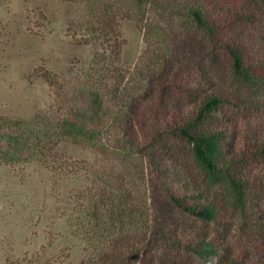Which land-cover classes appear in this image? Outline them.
I'll list each match as a JSON object with an SVG mask.
<instances>
[{
    "label": "rangeland",
    "instance_id": "1",
    "mask_svg": "<svg viewBox=\"0 0 264 264\" xmlns=\"http://www.w3.org/2000/svg\"><path fill=\"white\" fill-rule=\"evenodd\" d=\"M210 1L0 0V264H92L93 248L96 258L118 248L117 232L101 226L96 244L85 236L80 209L92 187L98 215L106 214L101 202L113 194L135 215L132 225H123L130 238L124 247L138 254L129 263L222 264L231 256L264 264V194L243 217L225 190H217L226 223L209 231L223 239L220 257L202 261L173 242L201 225L168 200L164 178L171 163L163 161L181 154L183 163L186 148L161 137L165 112L158 99L165 91L187 106L177 90L187 94L193 77L206 88L230 87L223 57L210 61L207 38L182 12ZM91 91L101 100L97 124L109 128L99 142L124 147L129 140L125 149L134 151L153 137L162 140L153 154L165 163L161 168L149 156L122 157L125 149L116 154L54 134L62 119L88 107L84 96ZM256 169L264 184V160Z\"/></svg>",
    "mask_w": 264,
    "mask_h": 264
},
{
    "label": "trees",
    "instance_id": "2",
    "mask_svg": "<svg viewBox=\"0 0 264 264\" xmlns=\"http://www.w3.org/2000/svg\"><path fill=\"white\" fill-rule=\"evenodd\" d=\"M134 1L138 4L154 2ZM212 1L215 0L184 6L182 12L207 38L211 46L210 61L214 63L217 55L223 57L228 67L230 87L225 90L214 85L206 88L193 77L188 82L190 92L186 94L182 93L181 88L177 90L184 99L189 100L187 106L176 99L170 101L165 91L158 99L164 109L158 108L165 112L161 137L174 139L186 148L183 163L178 158L181 154L175 162L168 159L163 161L171 163L165 168L170 175L164 178L168 200L180 213L201 225L200 228L189 227L173 242L202 261L220 257L226 252L219 245L222 237L209 231L212 224L223 226L226 223L224 215L227 207L217 190H225L232 206L243 217L246 210L258 206L257 201L262 199L260 194H264V184L256 169L264 160V117L262 123L256 119L264 113V0H237V5L225 7L211 4ZM249 2L251 5H248ZM165 89L167 91V87L162 85V91ZM89 93L87 97L84 96L89 100L88 107L78 111L73 119H62L55 125L58 131L54 134L75 140L85 147L109 148V151L120 154L121 149L127 148L131 141L124 143V147L104 146L99 142L109 128L103 129L97 124L102 120L101 100L97 92ZM42 139L38 136L35 145L40 144ZM161 143L162 140L153 137L149 143L142 144L134 151L125 149L126 156L122 157L137 159L138 156H149L161 168L165 163L153 157ZM85 198V205L88 206L80 209L83 213L81 220L85 221L88 229L85 236L96 244V236H102L96 233L97 226H101L105 233L113 236L117 232L119 236L116 238L118 248L110 251L103 249L97 258L96 248H93L95 258L90 257L88 261H92V264H132L129 258L136 259L138 254L125 248L130 238L124 235L123 225H132L135 215L127 205L115 202L119 200L115 194L101 202V209L102 205L106 208L105 215H98L93 187ZM81 220L80 224H83ZM104 225H107L106 229ZM116 228L118 231L114 232ZM222 264L244 263L228 256Z\"/></svg>",
    "mask_w": 264,
    "mask_h": 264
}]
</instances>
